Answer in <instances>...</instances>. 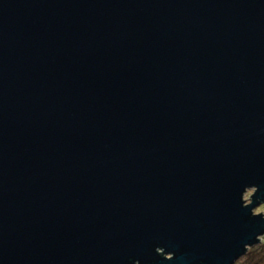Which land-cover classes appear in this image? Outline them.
Masks as SVG:
<instances>
[{"label": "water", "instance_id": "water-1", "mask_svg": "<svg viewBox=\"0 0 264 264\" xmlns=\"http://www.w3.org/2000/svg\"><path fill=\"white\" fill-rule=\"evenodd\" d=\"M262 205L264 0H0V264H236Z\"/></svg>", "mask_w": 264, "mask_h": 264}, {"label": "trees", "instance_id": "trees-1", "mask_svg": "<svg viewBox=\"0 0 264 264\" xmlns=\"http://www.w3.org/2000/svg\"><path fill=\"white\" fill-rule=\"evenodd\" d=\"M264 264V242L261 245L251 248L247 255L236 264Z\"/></svg>", "mask_w": 264, "mask_h": 264}, {"label": "rangeland", "instance_id": "rangeland-1", "mask_svg": "<svg viewBox=\"0 0 264 264\" xmlns=\"http://www.w3.org/2000/svg\"><path fill=\"white\" fill-rule=\"evenodd\" d=\"M252 194H253V191H252V190L249 191V192H247V194H246V196H245V199L248 200ZM255 213H257V214H259V213H264V205H262L261 207H259L258 209H256ZM262 242H264V237H263ZM261 244H262V243H261ZM261 244H259V245H261ZM259 245H257V246H259ZM257 246H255V247H257ZM255 247H253V248H255ZM249 250H250V249H249ZM239 264H241V263H239Z\"/></svg>", "mask_w": 264, "mask_h": 264}]
</instances>
